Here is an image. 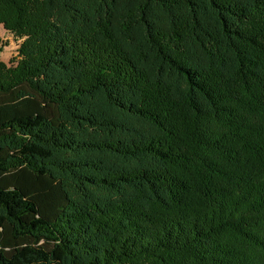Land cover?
Listing matches in <instances>:
<instances>
[{"label":"trees","instance_id":"1","mask_svg":"<svg viewBox=\"0 0 264 264\" xmlns=\"http://www.w3.org/2000/svg\"><path fill=\"white\" fill-rule=\"evenodd\" d=\"M0 24V264H264V0H0Z\"/></svg>","mask_w":264,"mask_h":264},{"label":"rangeland","instance_id":"2","mask_svg":"<svg viewBox=\"0 0 264 264\" xmlns=\"http://www.w3.org/2000/svg\"><path fill=\"white\" fill-rule=\"evenodd\" d=\"M0 40L3 46V50L0 53V59L7 65L15 63L17 58V48L20 43V39L15 37L10 32L6 31L0 24Z\"/></svg>","mask_w":264,"mask_h":264}]
</instances>
